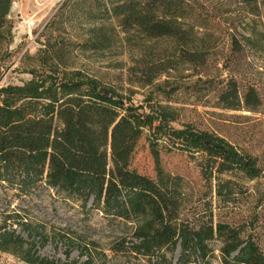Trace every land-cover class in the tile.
<instances>
[{
    "label": "rangeland",
    "instance_id": "rangeland-1",
    "mask_svg": "<svg viewBox=\"0 0 264 264\" xmlns=\"http://www.w3.org/2000/svg\"><path fill=\"white\" fill-rule=\"evenodd\" d=\"M120 1L110 0L113 7L120 6ZM102 3L0 0V86L28 80V70L37 68L40 60L58 72L82 70L109 85L133 90L136 102L153 93V103L175 108L173 126L180 128L188 122L217 132L258 157L264 168V49L258 55L247 52L237 73L219 72L212 63L229 55V42L223 44L216 34L183 21L173 23L164 34L132 17L123 32L117 27L119 32L110 48L95 50L87 41L100 19ZM82 12L92 15L81 18ZM120 18L118 7L112 20L118 24ZM48 141L42 124L0 128L1 153L16 172L23 168L30 152L45 150ZM161 158L167 178L164 186L156 183L145 140L140 141L125 167L104 148L96 156L82 157L79 168L99 177L104 187L112 177L133 173L153 197L154 207L172 225L199 227L209 222L208 217L200 218L203 206L199 197L205 189L195 161L179 152L162 151ZM55 167L60 174L58 160ZM250 184L264 188L262 178ZM17 185V181L11 185L0 182V232L14 230L24 248L31 247L36 256L57 264H157L153 258L117 247L118 242L125 241L128 246L134 241L132 222L105 215L92 207L91 199L83 207L80 201L63 197L48 186L39 184L23 191ZM217 218L213 217V224ZM258 236L264 252V226ZM220 247L219 240L209 243V264H222ZM23 256L0 251V264H26ZM178 256L176 249L172 264Z\"/></svg>",
    "mask_w": 264,
    "mask_h": 264
},
{
    "label": "trees",
    "instance_id": "trees-1",
    "mask_svg": "<svg viewBox=\"0 0 264 264\" xmlns=\"http://www.w3.org/2000/svg\"><path fill=\"white\" fill-rule=\"evenodd\" d=\"M104 1L87 41L95 50L110 48L117 27L123 32L132 17L164 34L173 23L183 21L216 34L223 44L229 42V55L212 63L219 72L237 73L247 52L258 55L264 49V0H122L117 7ZM118 7L121 22L116 24L112 16ZM128 8L135 13H129ZM89 15L82 12L80 17ZM45 65L40 60L21 84L0 86V128L42 124L49 136L45 150L30 152L19 172L6 163L0 150V182L11 185L17 181L23 191L45 185L80 201L83 207L91 199L92 207L105 215L132 222L134 241L128 246L125 241L118 242L120 251L153 258L157 264H172L176 249V264H209L213 240L221 242L222 264H264L258 236L264 226V188L250 184L264 180L258 157L193 123L184 122L176 128L172 124L175 108L153 103V93L136 102L135 92L129 88L109 85L82 70L58 72ZM141 140L147 142L160 186L167 180L162 151L184 153L195 161L205 189L199 197L203 206L200 218L208 217L209 222L199 227L172 225L154 207L153 197L133 173L112 177L104 187L99 177L79 168L82 157L96 156L104 148L125 167ZM56 160L62 164L60 174ZM213 217H218L214 224ZM0 251L23 253L26 264H57L36 256L31 247L24 248L14 230L0 232Z\"/></svg>",
    "mask_w": 264,
    "mask_h": 264
}]
</instances>
